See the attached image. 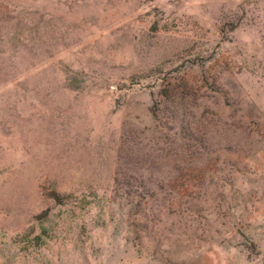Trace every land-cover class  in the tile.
Instances as JSON below:
<instances>
[{
  "label": "rangeland",
  "instance_id": "374dc122",
  "mask_svg": "<svg viewBox=\"0 0 264 264\" xmlns=\"http://www.w3.org/2000/svg\"><path fill=\"white\" fill-rule=\"evenodd\" d=\"M0 264H264V0H0Z\"/></svg>",
  "mask_w": 264,
  "mask_h": 264
}]
</instances>
